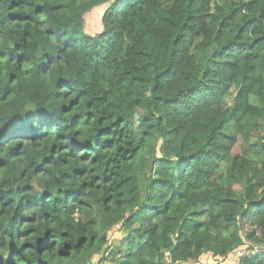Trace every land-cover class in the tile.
Listing matches in <instances>:
<instances>
[{"label":"trees","instance_id":"1","mask_svg":"<svg viewBox=\"0 0 264 264\" xmlns=\"http://www.w3.org/2000/svg\"><path fill=\"white\" fill-rule=\"evenodd\" d=\"M243 249L264 264V0H0V264Z\"/></svg>","mask_w":264,"mask_h":264},{"label":"rangeland","instance_id":"2","mask_svg":"<svg viewBox=\"0 0 264 264\" xmlns=\"http://www.w3.org/2000/svg\"><path fill=\"white\" fill-rule=\"evenodd\" d=\"M94 24H95V28L97 29V27H98L99 24L97 23V21ZM252 101L253 102H256V100L254 98L252 99ZM108 234H109V244H112L114 246L119 243L120 238L122 237V231L120 230V228L118 226L111 228V230H110V232ZM240 253H241V255H243V254L247 253V250L243 249V250L240 251ZM239 255L240 254L238 253V257H236L235 259H233L231 261V264H238ZM102 262H106L107 264H113L111 262V260L109 258H107V257H105V260H103ZM210 264H213V263H210Z\"/></svg>","mask_w":264,"mask_h":264},{"label":"built area","instance_id":"3","mask_svg":"<svg viewBox=\"0 0 264 264\" xmlns=\"http://www.w3.org/2000/svg\"><path fill=\"white\" fill-rule=\"evenodd\" d=\"M240 256H241V253L239 252ZM100 264H107L106 262H101Z\"/></svg>","mask_w":264,"mask_h":264}]
</instances>
